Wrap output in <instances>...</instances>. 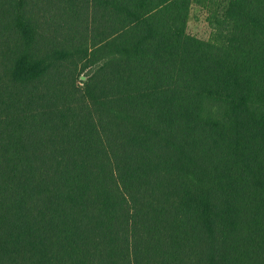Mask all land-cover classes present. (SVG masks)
<instances>
[{"label":"trees","instance_id":"16d2710c","mask_svg":"<svg viewBox=\"0 0 264 264\" xmlns=\"http://www.w3.org/2000/svg\"><path fill=\"white\" fill-rule=\"evenodd\" d=\"M0 264H264V0H0Z\"/></svg>","mask_w":264,"mask_h":264},{"label":"rangeland","instance_id":"374dc122","mask_svg":"<svg viewBox=\"0 0 264 264\" xmlns=\"http://www.w3.org/2000/svg\"><path fill=\"white\" fill-rule=\"evenodd\" d=\"M188 32L203 40H209L214 35L208 10L201 9L198 6L193 8L188 24Z\"/></svg>","mask_w":264,"mask_h":264}]
</instances>
